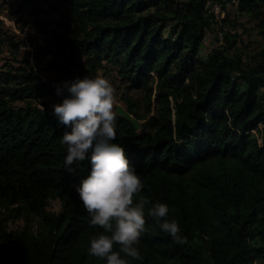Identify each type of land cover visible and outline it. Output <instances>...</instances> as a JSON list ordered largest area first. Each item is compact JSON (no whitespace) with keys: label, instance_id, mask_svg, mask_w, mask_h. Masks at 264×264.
Listing matches in <instances>:
<instances>
[{"label":"trees","instance_id":"trees-1","mask_svg":"<svg viewBox=\"0 0 264 264\" xmlns=\"http://www.w3.org/2000/svg\"><path fill=\"white\" fill-rule=\"evenodd\" d=\"M56 2L69 4L59 20L35 11L43 43L33 44L18 67L0 71V264H104L88 252L91 237L104 229L88 223L75 190L91 165L86 159L72 165L75 173L66 169L61 138L69 129L50 100L61 99L57 89L65 82L95 77L106 66L156 111L149 130L117 114L114 142L143 176L140 194L168 203L187 237L177 243L146 217L141 258L131 264L264 258V143L253 135L264 126V45L243 55L234 50L236 35L226 34L225 45L202 55L207 33L219 27L211 3L226 9V0ZM238 11L256 21L264 39V0H239ZM10 41L20 55V44ZM51 201L62 210L49 212ZM24 216L38 217L40 228L11 232L9 221Z\"/></svg>","mask_w":264,"mask_h":264},{"label":"clouds","instance_id":"clouds-1","mask_svg":"<svg viewBox=\"0 0 264 264\" xmlns=\"http://www.w3.org/2000/svg\"><path fill=\"white\" fill-rule=\"evenodd\" d=\"M115 91L107 77L78 76L57 89L61 100L51 108L69 129L61 138V144L67 147L66 169L75 173L72 165L86 159L91 165L89 174L75 185L89 213L88 223L104 229L91 237L89 254L103 259L104 264H131L130 258H141L137 244L147 230L146 217L154 218L159 229L177 243H186L187 237L182 234L179 221L169 216L168 203H151L140 194L145 187L144 178L131 164L125 147L114 142Z\"/></svg>","mask_w":264,"mask_h":264},{"label":"rangeland","instance_id":"rangeland-1","mask_svg":"<svg viewBox=\"0 0 264 264\" xmlns=\"http://www.w3.org/2000/svg\"><path fill=\"white\" fill-rule=\"evenodd\" d=\"M41 1L38 6H30L24 4L21 0H0V71L8 69L9 66L18 67L26 51H30L33 44L43 43L42 31L35 23V19H39L35 12L36 10L43 12L39 14V17L42 19L59 20L62 13L69 7V4L62 5L60 2L52 5L54 0ZM226 1V9H223L219 14H215L219 27L216 26L215 31L207 33L202 55L206 57L212 50L225 45L226 34L229 38L236 35L237 45L234 50L237 53L253 55L264 45V39L256 27V21L249 16L239 13V0ZM223 19H226L227 22L221 30ZM11 39L15 43L20 44V55L13 53L10 45ZM245 59H248V57L245 56ZM98 75L107 77L116 90L115 111L118 107L128 110L127 100H130L133 103L134 110L142 117V120L139 122L141 127L149 130L150 125L148 120L156 114V111L154 109L149 111L145 94L140 90H129L127 88L128 84L121 80L117 69L111 66H106L100 70ZM53 77L54 74H47L45 76V78ZM60 100H50V108L53 103ZM17 106L21 107L22 104L18 103ZM253 134H255V137L257 135H264V128L262 133L257 132L256 134L253 132ZM61 210L62 206L58 201H51L49 203V212L58 213ZM40 226L41 221L36 216H24L20 219L11 220L8 223L11 232L22 231L25 228L36 231ZM254 264H264V258L257 259Z\"/></svg>","mask_w":264,"mask_h":264},{"label":"water","instance_id":"water-1","mask_svg":"<svg viewBox=\"0 0 264 264\" xmlns=\"http://www.w3.org/2000/svg\"><path fill=\"white\" fill-rule=\"evenodd\" d=\"M117 114L121 116L122 118L126 119L130 123L133 124V126L136 129H140L141 125L138 120H136L127 110H125L123 107H118L116 110Z\"/></svg>","mask_w":264,"mask_h":264},{"label":"built area","instance_id":"built-area-1","mask_svg":"<svg viewBox=\"0 0 264 264\" xmlns=\"http://www.w3.org/2000/svg\"><path fill=\"white\" fill-rule=\"evenodd\" d=\"M215 9H214V8ZM211 10L214 12V14H219L223 10V5L222 3L219 2H213L211 3ZM264 126H260L259 130H255L254 132L257 134V132H263ZM257 138L261 143H264V135H257Z\"/></svg>","mask_w":264,"mask_h":264}]
</instances>
